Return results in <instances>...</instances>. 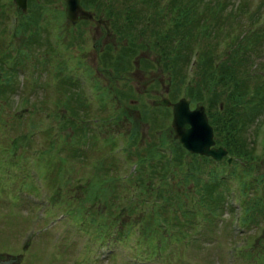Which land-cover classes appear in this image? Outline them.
<instances>
[{
  "label": "rangeland",
  "instance_id": "374dc122",
  "mask_svg": "<svg viewBox=\"0 0 264 264\" xmlns=\"http://www.w3.org/2000/svg\"><path fill=\"white\" fill-rule=\"evenodd\" d=\"M79 1L92 15L103 17L106 27L87 20L73 24L63 13V0H25L23 8L14 0L0 3V87L5 88L0 90V258L15 254L18 261L11 264H264V204L255 207L252 220L237 219V229L228 228L233 211L237 216L250 201L253 179L248 178L241 193L226 172V148L215 140L214 145L225 149L218 160L180 148L170 125L171 105L151 100L166 96L173 101L182 94L174 97V87L184 85L179 80L181 66L171 73L168 58L162 57L165 50L151 34L152 29L169 27L171 36L172 23L163 22L161 14L175 11L176 5L168 0L163 10L160 0ZM176 1L193 20L191 43L220 40L217 27L224 24L233 2L244 10L228 15L229 31L235 25H240L238 30L244 25L264 28L257 21L259 14L264 16V0H227L218 10L219 0H205L212 7L198 4V9L221 15L210 24L197 18L194 0ZM32 4L34 16L25 25L22 21ZM148 12L152 19L146 25L143 17ZM203 29L209 30L205 37ZM250 41L255 52L242 56L238 65L245 70L246 89L255 88L260 96L264 37ZM231 54L224 50L221 55L230 59ZM81 62L94 80L82 67L73 73L72 66ZM66 72L80 86L70 80L55 86L53 75ZM96 80L101 88H96ZM208 92L213 95L211 89ZM90 93L88 102L83 98ZM185 98L190 106L192 99ZM236 101L226 98L228 105L235 102L233 107L240 108ZM256 116L257 138L264 125V105ZM253 124L245 129L246 139ZM113 142L111 152H116L110 155ZM123 142L130 159L137 161L133 167L117 150ZM259 144L255 139L250 167L263 171ZM180 149V165L170 161L166 171L161 170L159 165ZM139 151L141 160L158 153L140 163ZM239 165L231 169H243ZM130 172L143 175L139 192L130 187ZM221 175L225 183L212 185ZM255 188L260 193L257 184ZM220 191L222 206L209 214L205 207L214 208L212 197ZM133 193H142L141 201L131 200Z\"/></svg>",
  "mask_w": 264,
  "mask_h": 264
},
{
  "label": "trees",
  "instance_id": "16d2710c",
  "mask_svg": "<svg viewBox=\"0 0 264 264\" xmlns=\"http://www.w3.org/2000/svg\"><path fill=\"white\" fill-rule=\"evenodd\" d=\"M168 2V0H165ZM226 1L227 0H219L216 1L215 7H217V10L219 8L226 7ZM172 4L176 5L175 11H172V9H169L168 15H163L164 21L170 20L172 23V31L170 36V28L169 27H163L159 29H152L151 34L156 38L155 41L158 43H161V47L165 50L163 52L162 57L168 58L169 65L171 68V73H175V68L179 69V80L180 83L184 82L183 87L181 86H175L174 87V97H176L178 94L182 93L184 95H188L189 98H191V101H198L203 104H205V111L206 115L208 117V121L210 122L212 126L213 133H216V138L214 139L216 143H221L225 148L227 155L230 156V162L226 161L225 156L223 157V162L226 166H228L226 172H228V175L233 176V181L235 182L237 189L240 190L241 193H244L246 187L248 186V178H252L253 181L251 182L250 186L253 190V192L250 194V196L247 197L250 198V201L242 206V210L239 213V220L241 222H247L248 219L252 220V214L254 211H256L255 207L263 206L264 200L262 199V196L264 195V170L259 171L258 168L250 167L251 159H253L256 156V145H255V139L258 141L259 144V156L264 158V125L260 127V134L255 136V132L260 125V120L258 121L257 114L262 110L264 105V94L258 95L257 89L249 90L246 89V82L244 81L245 77V70L242 69V66L238 65L239 62H241L242 56H245L247 53L255 52V47L251 45L252 41L250 39L259 41L262 37H264V28L262 30H255L251 27L246 28L245 25L243 26L241 30H238L240 25H235L234 28H232L230 31L228 27H230V17L228 15H236L241 13L244 10V7L241 6V3H239L238 6L235 7L234 2L233 4L229 5V7L232 8L231 11H228L230 13L227 14L226 17H223V25H219L217 27L219 33V36L221 37L218 41H204L201 43L199 39H195L191 43V26L193 24V20L188 17V12L185 6L179 7V2L176 0H172ZM204 2V3H203ZM0 3H4L3 0L0 1ZM198 4L201 6L202 4L206 5V8L212 7L210 2H205V0H194V7L197 8V11L195 14H197V18L202 21H207V24H210V20L212 19V22L217 20L220 16H217V11L214 15H210L205 10L199 8ZM28 5V4H27ZM164 5V4H163ZM163 5H159V7H163V10L168 9L167 7H164ZM178 6V7H177ZM189 8L193 9L190 5ZM28 13L26 14V18L24 19L25 25L29 22H32L29 20V16L33 15V4L29 5L27 8ZM181 9V10H180ZM236 10L235 13H233ZM161 12V11H160ZM233 13V14H232ZM169 14H171L169 16ZM147 15L149 19L151 18L150 12L145 13L144 16ZM228 17V18H227ZM264 16L258 15V26L262 27L264 26V21L261 20ZM18 19V18H17ZM16 22L13 23V31H16ZM159 19V16L157 17V20ZM228 19L227 22V33L225 32V20ZM155 22H157L155 20ZM211 22V23H212ZM256 26V27H258ZM234 31V32H233ZM202 32L204 33V37L209 34V30L206 31V29H203ZM193 36V35H192ZM240 38V40H239ZM239 42H236L238 41ZM56 42V40H55ZM194 43V44H193ZM57 44V43H56ZM169 45V46H167ZM218 46L219 48L216 50L214 49V46ZM215 46V47H216ZM195 48V50L192 52V49ZM224 50L229 51L231 54L230 59H223V56L221 55ZM192 57V61H191ZM236 62V63H235ZM70 63H64V68L66 66H69ZM195 65H197V69L195 68ZM73 70L72 68L70 70L73 71V73H76L77 69L79 67H82V69H86L87 72H89L88 66L83 64L81 62L80 64H75ZM77 68V69H76ZM69 73H65L64 76L62 75H53L57 80L55 86L58 85V83H62V80H70L71 82H75L76 86H80V83L78 80L74 78H70L68 75ZM90 81L94 80V77L90 74ZM195 81L199 82L197 87L194 86ZM264 81V78H263ZM68 83V81H66ZM74 83V84H75ZM169 83L171 84V80H169ZM3 84V82H0V85ZM96 88H101L100 83L96 80ZM5 88L0 87V90L3 91ZM81 92V87L78 88ZM208 89L212 90V94L208 92ZM234 89L238 91V93L235 94ZM261 92V90H259ZM240 93V94H239ZM15 96H22L24 98L23 93H19ZM82 96L84 97V94L82 92ZM236 99L238 106L240 108H234L233 104H227L226 98L227 97ZM86 101H91V93L90 96L87 97V99L83 98ZM85 101V102H86ZM88 101V102H89ZM217 101V102H215ZM20 102V99H19ZM22 102V101H21ZM20 102V103H21ZM86 102V103H88ZM262 102L259 107V103ZM24 103V102H23ZM74 118V117H73ZM256 119V121H255ZM253 124L251 135L248 137L249 139H246L245 135V129L250 124ZM36 129V128H35ZM34 129V130H35ZM56 129H59L58 127H54V131ZM99 134L97 130H93V132ZM131 136H133L132 133H130ZM180 148L182 146L178 144ZM155 146V145H154ZM112 148H114V142L111 145L110 155L113 154V152H116V150L112 151ZM121 152L122 158L126 162L130 163H136V160H131L130 156L128 155V150L126 149V142L121 143V146L117 149ZM155 149H151V153H154ZM158 152H156L157 154ZM149 155L147 159H142L143 157L141 155V152H137V160L140 163H145L149 158L153 157L154 155ZM163 154L160 152V156ZM180 155H181V149L175 150L172 157H168L166 161L161 163L159 167L161 170L166 171L167 169V163L171 161L173 166L175 164L180 165ZM204 155V154H203ZM206 156V155H205ZM238 158L242 165H239L234 159ZM251 158V159H250ZM116 159V157H115ZM13 159L11 158L10 161ZM16 160V159H14ZM117 160V159H116ZM165 160V159H164ZM17 161V160H16ZM144 161V162H143ZM250 162V163H249ZM148 165V174L152 175L151 169L149 164ZM234 165L243 166V169L240 168L237 170L231 169L234 167ZM135 166V165H134ZM144 166H146L144 164ZM214 168V166H212ZM216 171V170H215ZM135 172V171H134ZM130 172L128 174V178L131 181V189L134 188L135 191L139 192L140 189V183H143V179L140 178L143 175L141 173H133ZM211 173V179L213 180V176L215 175L213 172V169H210ZM132 175V176H131ZM263 177V178H262ZM218 181L216 180V176L214 178V182L212 185H215L217 183H220L223 181L225 183L226 176L224 177L221 175L218 178ZM208 178L206 177L204 184H206ZM134 181V182H133ZM255 184H257L258 190L260 193H257ZM224 185H222L223 187ZM224 188H226L224 186ZM237 191V190H236ZM222 192L218 193L217 195H214L212 197V204H214V208L207 206L205 207L209 214H216L217 212L214 211V209L219 208L222 206ZM142 193H133L131 200H139L141 201ZM202 200L199 199V204L201 205ZM177 202V201H176ZM216 202H218L216 204ZM199 211H202L199 209ZM207 211V212H208ZM208 214V218H209Z\"/></svg>",
  "mask_w": 264,
  "mask_h": 264
},
{
  "label": "water",
  "instance_id": "95a60500",
  "mask_svg": "<svg viewBox=\"0 0 264 264\" xmlns=\"http://www.w3.org/2000/svg\"><path fill=\"white\" fill-rule=\"evenodd\" d=\"M14 2L21 8L25 6V0H14ZM63 3V13L71 21H75L79 17L91 15L88 10L80 5L79 0H63ZM151 100L153 103L171 105L170 125L173 130V136L178 139L186 150L197 153L201 152L215 159L223 154L225 149L221 145H214L212 126L207 120L202 104L194 103L190 107L187 98L183 95L173 101H169L166 96H160ZM15 257L13 255L1 260L9 263Z\"/></svg>",
  "mask_w": 264,
  "mask_h": 264
},
{
  "label": "flooded vegetation",
  "instance_id": "af4514ba",
  "mask_svg": "<svg viewBox=\"0 0 264 264\" xmlns=\"http://www.w3.org/2000/svg\"><path fill=\"white\" fill-rule=\"evenodd\" d=\"M82 6H84V5H82ZM84 7H85V6H84ZM81 20L92 21V22H94V23H96V24H100V23H102L103 26L106 27V26L104 25V23H103V17L101 18V16L99 17V16H94V15L91 14L90 16H88V17H86V18L79 17V18L77 19L76 22H79V21H81ZM73 24H75V21H74ZM91 24H92V23H91Z\"/></svg>",
  "mask_w": 264,
  "mask_h": 264
}]
</instances>
